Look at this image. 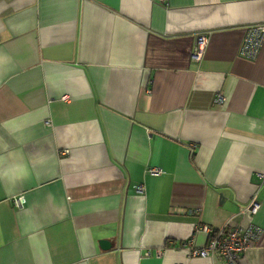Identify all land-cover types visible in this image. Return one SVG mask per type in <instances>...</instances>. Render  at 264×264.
<instances>
[{
  "label": "crops",
  "instance_id": "obj_1",
  "mask_svg": "<svg viewBox=\"0 0 264 264\" xmlns=\"http://www.w3.org/2000/svg\"><path fill=\"white\" fill-rule=\"evenodd\" d=\"M263 19L264 0H0V264H225L190 253L203 224L264 229V37L239 53Z\"/></svg>",
  "mask_w": 264,
  "mask_h": 264
},
{
  "label": "built area",
  "instance_id": "obj_2",
  "mask_svg": "<svg viewBox=\"0 0 264 264\" xmlns=\"http://www.w3.org/2000/svg\"><path fill=\"white\" fill-rule=\"evenodd\" d=\"M264 37V19L249 23L245 28V34L239 47V53L254 57L259 51ZM198 44L194 49L193 55L199 57L203 51L206 43V35L201 33L198 36ZM223 94L220 92L217 99H222ZM149 170L153 173L160 171L159 166H151ZM260 181L264 180V170L259 171ZM257 187L252 191L247 204L242 208V211H250L254 213L260 202L257 197ZM136 189L142 191L144 184L142 182L136 183ZM10 200L16 206L23 205L25 196L23 193L13 195ZM202 227L209 233L208 240L205 245L198 247L192 244L189 245L190 253L192 255H217L224 259L225 264H238L243 251L250 245L261 243L263 227L255 222L250 221L247 225L237 226L225 223L219 227L212 228L207 224ZM175 264H185L184 262H177Z\"/></svg>",
  "mask_w": 264,
  "mask_h": 264
}]
</instances>
